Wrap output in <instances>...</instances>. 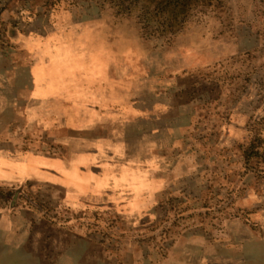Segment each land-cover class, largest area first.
<instances>
[{"label":"rangeland","instance_id":"1","mask_svg":"<svg viewBox=\"0 0 264 264\" xmlns=\"http://www.w3.org/2000/svg\"><path fill=\"white\" fill-rule=\"evenodd\" d=\"M131 4L0 0V148L60 161L45 178L0 179V235L34 249L63 234L87 264H237V248L264 264V240L246 252L238 240L264 237L246 194L264 178V0H189L169 31L165 5ZM82 138L109 143L69 167L86 174L80 191L62 164Z\"/></svg>","mask_w":264,"mask_h":264},{"label":"crops","instance_id":"2","mask_svg":"<svg viewBox=\"0 0 264 264\" xmlns=\"http://www.w3.org/2000/svg\"><path fill=\"white\" fill-rule=\"evenodd\" d=\"M2 63V62H1ZM146 72H144L145 74ZM145 78L143 79L144 81V94H141L142 96L145 95L147 98V101H144L143 103L145 104L146 108H152V101H151V97L152 95H148L150 94V90L151 89V85H145L146 84V76L143 75ZM2 77V76H1ZM22 75L17 74L16 75V84L12 86H14L15 91H20L18 94H22L23 90H24V86L22 81ZM3 78V77H2ZM7 77H5V84H0V91L2 90V87H7V91L9 89V85L8 83H6L7 81ZM13 79V78H12ZM34 78H32V95L35 96V92H39L40 88L39 85H37L35 83V81L33 80ZM126 81V80H125ZM124 81V82H125ZM142 82V81H140ZM163 82H167V80H164ZM132 82H129V91L133 92L135 94V92L130 88H132ZM163 86V85H161ZM38 87V88H36ZM47 87L51 90L54 89L55 84L52 80H49V82L47 83ZM161 89V88H160ZM146 90L147 93L146 94ZM6 91V88H5ZM6 91V92H7ZM163 92V90H161V93ZM139 95V96H141ZM63 96H67L65 93H63ZM144 96V97H145ZM161 100H159L158 102L160 103L161 107L163 106V102L164 100H162V96ZM33 98V97H32ZM66 106L65 108H71L68 100H66ZM8 102V100H7ZM6 102V104H7ZM9 104V103H8ZM36 104L33 103V107L32 108H40L39 106H35ZM112 104H110L111 106ZM99 106V105H98ZM107 107L108 104H107ZM5 108H15L12 104L11 105H7ZM17 108V107H16ZM21 108V107H20ZM92 108H96V107H92ZM100 108V107H97ZM9 110V111H11ZM69 111V110H68ZM72 119V118H71ZM82 122V121H80ZM80 125V123H79ZM83 127V126H81ZM80 127V128H81ZM89 126H86L85 128L88 129ZM16 135L15 137L17 138V134H18V130L15 131ZM13 137V136H12ZM15 138V139H16ZM112 141H115V139H113V137H111V144L113 143ZM16 143V142H15ZM106 140H100L99 138L95 139V142H93V140L87 139V138H82L80 140H77V142H69L66 144V146H68L69 151L71 152V150L73 149L72 145L74 144V150H75V154H76V158L74 159V163H72L71 159H63V168H65L66 170L71 171V169L73 171H75V174L78 175V182L76 184L77 189H79L81 191L82 186H83V178L86 177V174L82 172H77L76 169L74 168H69L71 166L76 168V164L78 163H84L82 161L79 160H87L90 159V155L93 152H96V149H99L100 152H105L104 147L107 145ZM94 146V149H92ZM54 158H50V156H46V157H35V155H32L30 152L26 153L24 151L18 150V149H13L11 150L9 146H5L0 148V179H3L5 181L8 182H21L24 183L25 179L27 177H34L39 176L40 178H45L48 177L50 175V172H54L53 169H51L49 166L46 167V165H51L49 164L50 162L55 163V161L60 162L59 160H53ZM53 160V161H52ZM46 162V163H45ZM52 166V165H51ZM53 167L57 168V166ZM57 170V169H56ZM250 172H252L250 170ZM259 172V171H257ZM55 173V172H54ZM65 177V176H63ZM72 179V177H71ZM75 181H77V179H75ZM85 186V185H84ZM251 193L254 192L257 194L256 196V201H254L255 207H260L263 208L264 207V178L261 177V180L259 182L256 183V187L253 188V190H247V193ZM261 195V196H260ZM262 197L261 199H258V197ZM263 207H262V206ZM264 214V212H263ZM244 225V223H243ZM242 229V233L240 234V237L238 238V240L241 242H245V244H243V252H246V244L247 242H254V243H259L260 240H264V237H259L256 235H253V232L249 229V232H247L248 230L246 228H241ZM63 234H60V236L56 239V238H47V239H43V244H42V248L40 247V243L38 245L37 248H31V245L29 246L28 243L27 245L23 244L24 243V234L22 233H18L17 231L13 234H8V232L3 233L2 235H0V261L1 264H38L39 260L41 259V257H45L44 259H46V264H72V261H75L74 264H87L88 260L86 259L87 255L89 254V252H87L86 248H71V245H69V239L67 238V236H62ZM67 238V239H66ZM33 239V238H32ZM29 242V240H28ZM262 242V241H260ZM264 242V241H263ZM58 247V248H57ZM225 247H232L231 245H225ZM237 251H241V249ZM234 253L233 256L237 257L236 259V263L237 264H242V258L244 259V257H246L247 253L244 254H240L239 256L237 252ZM36 255V257H35ZM58 256V257H57ZM57 257V258H56ZM75 257V258H73ZM231 257V256H230ZM33 258H36L38 260V262L33 261ZM73 258V259H72ZM45 264V262H43ZM247 264V263H246Z\"/></svg>","mask_w":264,"mask_h":264},{"label":"trees","instance_id":"3","mask_svg":"<svg viewBox=\"0 0 264 264\" xmlns=\"http://www.w3.org/2000/svg\"><path fill=\"white\" fill-rule=\"evenodd\" d=\"M131 1H132L131 5L133 8L136 7L137 3H139L143 7L145 6V10L143 13L144 15H146L145 14L146 12H147V14L149 13L148 9L151 5L150 4L151 2H155L156 6H161V4L165 5L164 7L162 6V8L164 10L166 20H168L169 18H172L173 20H175V21L172 20V22H170L171 25L167 26L166 31L173 29V27H175V25L179 26L180 21L178 22L177 20H179L183 16H185L187 14V11L190 10V6L188 4L189 0H131ZM149 15H150V13H149Z\"/></svg>","mask_w":264,"mask_h":264}]
</instances>
